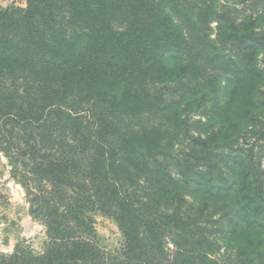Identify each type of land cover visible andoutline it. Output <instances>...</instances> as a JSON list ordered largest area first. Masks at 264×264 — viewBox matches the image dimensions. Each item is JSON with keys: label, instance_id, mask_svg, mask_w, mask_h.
Here are the masks:
<instances>
[{"label": "trees", "instance_id": "1", "mask_svg": "<svg viewBox=\"0 0 264 264\" xmlns=\"http://www.w3.org/2000/svg\"><path fill=\"white\" fill-rule=\"evenodd\" d=\"M24 1L0 10V152L47 244L0 264H264V0Z\"/></svg>", "mask_w": 264, "mask_h": 264}, {"label": "rangeland", "instance_id": "2", "mask_svg": "<svg viewBox=\"0 0 264 264\" xmlns=\"http://www.w3.org/2000/svg\"><path fill=\"white\" fill-rule=\"evenodd\" d=\"M219 1L237 4L238 8L246 6L241 5V0ZM14 7L25 8V1L0 0V10ZM256 150L257 147L254 148V152ZM261 168L264 169V160L261 161ZM89 215L93 220L94 241L99 249L105 254L118 255L124 246V239L115 220L99 212H91ZM210 228L216 230L215 225ZM216 236H219V233ZM46 244L45 227L30 215L25 191L11 175L8 160L0 152V253L10 255L16 249H21L33 254H42ZM223 252L222 247L219 255H214L212 258L229 264L231 257L228 259L225 254L221 256Z\"/></svg>", "mask_w": 264, "mask_h": 264}]
</instances>
